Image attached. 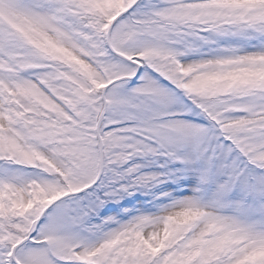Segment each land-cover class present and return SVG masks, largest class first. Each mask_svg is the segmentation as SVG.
<instances>
[{
	"label": "snow or ice",
	"instance_id": "1",
	"mask_svg": "<svg viewBox=\"0 0 264 264\" xmlns=\"http://www.w3.org/2000/svg\"><path fill=\"white\" fill-rule=\"evenodd\" d=\"M0 264H264V0H0Z\"/></svg>",
	"mask_w": 264,
	"mask_h": 264
}]
</instances>
